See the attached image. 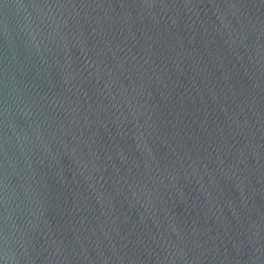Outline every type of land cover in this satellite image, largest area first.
<instances>
[{
  "label": "water",
  "instance_id": "water-1",
  "mask_svg": "<svg viewBox=\"0 0 264 264\" xmlns=\"http://www.w3.org/2000/svg\"><path fill=\"white\" fill-rule=\"evenodd\" d=\"M0 264H264V0H0Z\"/></svg>",
  "mask_w": 264,
  "mask_h": 264
}]
</instances>
